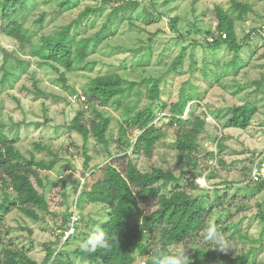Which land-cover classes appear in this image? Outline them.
Returning <instances> with one entry per match:
<instances>
[{
    "label": "rangeland",
    "instance_id": "1",
    "mask_svg": "<svg viewBox=\"0 0 264 264\" xmlns=\"http://www.w3.org/2000/svg\"><path fill=\"white\" fill-rule=\"evenodd\" d=\"M62 3L64 0H26L24 9L10 19L20 23L24 36L36 43L41 34L67 25L86 7L93 8L72 29L77 38L97 34L88 49L87 60L95 62L90 70L67 72L30 57L29 42L22 43L5 34L8 20L0 16V132L27 159L56 160L52 169L40 171L43 186L38 190L48 200L49 210L38 211V220L26 217L16 205L14 192L0 183L3 242L23 248L37 263L52 246L70 264H100L74 253L109 212L99 203H89L81 194V186L88 183L91 173L97 176L99 167L106 162L124 172L125 155L140 171L161 167L178 175L181 168L175 160V127L164 116L177 101L181 88L198 87L197 100L188 102L183 114V118L192 113L205 119V129L198 137L200 146L194 153L197 173L186 166L182 179L167 184L161 192L176 184L185 187L191 194L203 197L209 214L204 230L191 243L171 250L187 246L190 264H213L197 261L194 251L199 247L216 249L215 243L204 239L208 226L214 224L229 243L226 253L231 257L249 252L256 261H264V225L260 218V212L264 214V186L249 181L255 161L264 159V44L256 38L251 46L246 40L251 30L264 24V0H69L63 7ZM235 3L245 6L244 12ZM216 6L233 18L234 45L240 46L237 55L227 44L208 48L207 42L213 41L218 24ZM174 18L177 31L170 25ZM182 49L183 61L171 71L172 61ZM107 72H117L128 80H158L161 100L154 102V110L159 113L153 124L164 136L155 143L150 156L142 152L130 154L131 150L126 149L124 137L119 134L123 121L120 109L87 102L89 80ZM245 102L257 106L249 126L244 130L228 127L233 108ZM162 105L164 110L159 109ZM95 111L110 119L108 146L89 135L84 148L81 135L67 125L79 112L81 121L88 126L95 119ZM128 133L131 141L138 134L136 130ZM84 154L89 156L86 175L82 174ZM209 172L213 177L204 178ZM141 207L150 212L156 203L149 200ZM65 218L68 223L75 219V234L56 246L67 226ZM152 238L147 234L141 241ZM132 254L134 264H145L135 249Z\"/></svg>",
    "mask_w": 264,
    "mask_h": 264
},
{
    "label": "trees",
    "instance_id": "2",
    "mask_svg": "<svg viewBox=\"0 0 264 264\" xmlns=\"http://www.w3.org/2000/svg\"><path fill=\"white\" fill-rule=\"evenodd\" d=\"M68 1L64 0L60 6H66ZM25 3L26 0H0V16L8 20L3 29L5 34L22 43L29 42L30 57H35L45 64H55L67 72L90 70L94 66L95 62L88 61L87 57L90 43L96 39L97 34L77 38L72 32L74 26H77L89 12L94 11L93 8L86 7L70 23L49 34H41L38 41L32 43L22 33L21 24L10 19L24 9ZM236 6L241 7L240 4ZM244 8L245 6L241 7V12H244ZM215 11L218 17L216 36L214 35L212 42H207L208 48L216 49L221 44H227L232 46L230 48L237 55L240 46L234 45L236 34L233 18L219 6L215 7ZM42 20L43 15L40 16L39 23ZM109 21L108 18L107 23ZM106 25L102 26L101 31ZM170 25L174 31H177L175 18L170 20ZM246 40L252 46L249 34ZM183 56L184 49L172 61L171 71H175L182 63ZM61 81L65 82L64 74H61ZM157 81L150 78L139 81L128 80L117 72H107L93 76L87 84L85 95L88 103L98 107L113 105L116 109H120L123 121L119 126V134L124 137L123 143L126 149L131 150L130 154L142 152L150 156L155 143L164 136V133L158 131L153 124L159 113L154 110V102L161 100ZM150 82L152 83L149 84ZM197 91L198 87L181 88L177 101L170 105L169 114L164 116L168 119V124L175 127V160L181 168L178 175L170 168L161 167L140 171L133 160L125 155L127 162L124 172L114 163L106 162L99 167L97 176L91 173L88 183H83L81 194L85 199L89 203H99L109 210L107 219L98 224L109 236H115L117 239L113 241L109 250L97 249L96 252L89 253L79 248L74 250L76 255L93 263L134 264L132 249H135L144 259L145 264H151L152 249L159 248L172 253V247L191 243L190 240L204 230L209 209L202 196L193 195L187 188L177 184L171 190L161 192L167 184L182 179L186 166L189 171L197 173L199 166L194 153L200 146L198 137L205 129V119L192 113H189L187 118H183L188 102L197 100ZM159 109L164 110L165 106L162 105ZM256 112L257 106L250 102L235 106L228 120V127L246 129ZM94 114L95 119L87 126L81 121V113L78 112L67 127L81 135L84 148L89 135H92L99 144L107 147L106 132L110 119L99 111H95ZM132 130L138 132L134 141H131L128 133ZM217 146L221 147V144L218 142ZM210 154L213 156V153ZM84 155L82 174L86 175L89 171L87 167L89 156ZM214 158L218 160L216 155ZM55 163V159L45 161L35 160L33 157L25 158L16 150L11 140L0 132V183L3 187L9 186L15 194L18 209L32 220L39 219L38 211L49 210L48 200L38 190V187L43 186L40 171L52 169ZM213 175L209 172L204 178L209 179ZM257 184L258 187L264 186V179ZM7 200L8 197L5 196L4 201ZM149 200L155 201L156 208L145 212L141 203ZM258 206L261 209L260 203ZM260 218L264 225L262 212ZM64 223L68 224V218L64 219ZM147 234L153 235L151 241H141ZM60 239L61 233L56 246L60 243ZM194 258L197 261H208L213 264H264V261H256L249 252L233 258L224 251L206 247L195 250ZM0 264H70V262L63 260L55 253V248L50 246L42 262L37 263L23 248L4 243L0 234Z\"/></svg>",
    "mask_w": 264,
    "mask_h": 264
},
{
    "label": "clouds",
    "instance_id": "3",
    "mask_svg": "<svg viewBox=\"0 0 264 264\" xmlns=\"http://www.w3.org/2000/svg\"><path fill=\"white\" fill-rule=\"evenodd\" d=\"M117 237L109 236L102 227L97 224L87 240L81 245L84 252L94 253L97 249L109 250L114 240ZM204 239L215 243L216 249L227 252L230 247L224 236L217 230L214 224H210L204 235ZM183 247L175 252L169 253L159 248L152 249L151 264H190V257L187 254V249Z\"/></svg>",
    "mask_w": 264,
    "mask_h": 264
},
{
    "label": "built area",
    "instance_id": "4",
    "mask_svg": "<svg viewBox=\"0 0 264 264\" xmlns=\"http://www.w3.org/2000/svg\"><path fill=\"white\" fill-rule=\"evenodd\" d=\"M224 37V35H222ZM260 39L264 41V24L259 25L249 32V39L253 41L254 39ZM264 179V159L259 158L255 161L250 171L249 181L257 183ZM82 188V186H81ZM75 219H72V223H68L65 229L61 232L60 246L68 241V239L75 234Z\"/></svg>",
    "mask_w": 264,
    "mask_h": 264
}]
</instances>
